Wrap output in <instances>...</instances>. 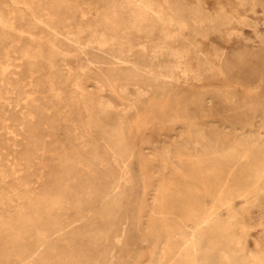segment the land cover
Here are the masks:
<instances>
[{
    "label": "rangeland",
    "instance_id": "374dc122",
    "mask_svg": "<svg viewBox=\"0 0 264 264\" xmlns=\"http://www.w3.org/2000/svg\"><path fill=\"white\" fill-rule=\"evenodd\" d=\"M73 263L264 264V0H0V264Z\"/></svg>",
    "mask_w": 264,
    "mask_h": 264
},
{
    "label": "bare ground",
    "instance_id": "6f19581e",
    "mask_svg": "<svg viewBox=\"0 0 264 264\" xmlns=\"http://www.w3.org/2000/svg\"><path fill=\"white\" fill-rule=\"evenodd\" d=\"M131 1V0H130ZM123 3V2H122ZM121 3V4H122ZM137 4V3H136ZM195 5V4H194ZM74 6V5H73ZM138 7H140L139 5H138ZM104 8H102V10H103ZM29 10V9H28ZM128 11H129V9H128ZM102 12V11H101ZM152 13V12H151ZM154 13H156V12H154ZM158 14V13H157ZM74 16V15H73ZM99 16V15H98ZM98 16H97V18H98ZM157 16V15H156ZM226 17V16H225ZM96 19V18H95ZM101 20V19H100ZM39 22V21H38ZM93 21H91V23H92ZM89 24V23H88ZM87 24V25H88ZM92 24H94V23H92ZM92 24H91V26H92ZM46 25V24H45ZM95 26V25H94ZM48 27V26H47ZM85 27H86V24H85ZM85 27H83L84 29H86ZM92 28V27H91ZM49 29H51V28H49ZM81 29V28H80ZM52 30V29H51ZM67 32V31H66ZM14 40V39H13ZM118 40V39H117ZM121 40V39H120ZM10 43V42H9ZM25 44V43H24ZM26 45V44H25ZM76 45V44H75ZM9 46V45H8ZM14 47V46H13ZM219 64V63H218ZM140 68V67H139ZM220 68V67H219ZM11 71V70H10ZM12 71H14V70H12ZM79 76V75H78ZM164 77V76H163ZM115 78V77H114ZM165 78V77H164ZM87 79V78H86ZM90 80V79H89ZM168 80V79H167ZM96 81V80H95ZM94 81V82H95ZM81 82V81H80ZM111 83V82H110ZM109 83V84H110ZM98 84V83H97ZM111 86V85H110ZM128 86V85H127ZM63 87V86H62ZM64 87H65V85H64ZM63 90V89H62ZM125 94V93H124ZM61 95H62V93H61ZM126 96V95H125ZM124 96V97H125ZM66 97V96H65ZM31 98V97H30ZM70 98V97H69ZM66 99H68V98H66ZM80 99V98H79ZM101 100H102V98H101ZM64 101H65V99H64ZM69 102V101H68ZM80 102H81V100H80ZM97 102H98V100H97ZM110 102V101H109ZM70 104V103H69ZM74 104V103H73ZM71 105H72V101H71ZM83 105V104H82ZM100 105L102 106V104H101V102H100ZM74 106V105H73ZM104 106V105H103ZM129 106V105H128ZM84 108V107H83ZM206 108V107H205ZM91 110V109H90ZM128 110V109H127ZM210 111V110H209ZM208 111V112H209ZM215 111V110H214ZM115 113V112H114ZM40 114V113H39ZM212 114V113H211ZM50 119V118H49ZM48 119V120H49ZM44 121V120H43ZM46 121V120H45ZM52 121V120H51ZM51 121H50V123H51ZM53 122V121H52ZM54 123V122H53ZM53 123H51V124H53ZM73 123V122H72ZM120 123V122H119ZM99 125V124H98ZM113 125V124H112ZM223 125V124H222ZM77 127V126H76ZM114 128V127H113ZM100 129V128H99ZM118 130V129H117ZM115 133V132H114ZM96 136V135H95ZM101 136V135H100ZM114 137V136H113ZM121 137V136H120ZM103 138V137H102ZM150 138V137H149ZM111 140V139H110ZM142 140V139H141ZM144 142V141H143ZM116 145V144H115ZM141 145V144H140ZM142 146V145H141ZM125 148V147H124ZM78 152V151H77ZM83 155V154H82ZM125 155V154H124ZM65 158V157H64ZM85 158V157H84ZM126 158V157H125ZM30 164V163H29ZM28 167V166H27ZM70 173V172H69ZM33 176V175H32ZM95 198V197H94ZM30 208V207H29ZM88 212V211H87ZM36 214V213H35ZM56 217H57V215H55ZM38 217V216H37ZM2 219V218H1ZM18 221V220H17ZM206 222V221H205ZM54 224V223H53ZM67 225V224H66ZM69 226V225H68ZM46 227V226H45ZM50 227V226H49ZM52 227V226H51ZM68 228V227H67ZM55 229V228H54ZM64 229V228H63ZM66 230V229H65ZM34 231V230H33ZM57 232V231H56ZM258 234V233H257ZM256 235V234H255ZM23 236V235H22ZM86 247V246H85ZM39 250V249H38ZM32 252V251H31ZM140 252V251H139ZM22 253V252H21ZM141 253V252H140ZM247 255V254H246ZM12 256V255H11ZM25 256V255H24ZM224 256V255H223ZM33 257V256H32ZM31 257V258H32ZM33 259V258H32ZM71 259V258H70ZM114 259V258H113ZM36 260V259H35ZM46 260V259H45ZM72 261V260H71ZM89 261V260H88ZM26 262H27V260H26ZM22 263H25V262H22ZM74 264V263H73ZM87 264V263H86Z\"/></svg>",
    "mask_w": 264,
    "mask_h": 264
}]
</instances>
